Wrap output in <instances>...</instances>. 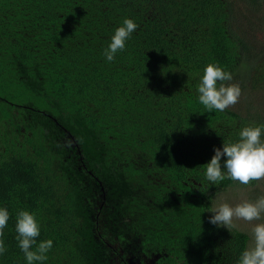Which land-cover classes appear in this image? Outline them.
<instances>
[{
	"label": "trees",
	"instance_id": "trees-1",
	"mask_svg": "<svg viewBox=\"0 0 264 264\" xmlns=\"http://www.w3.org/2000/svg\"><path fill=\"white\" fill-rule=\"evenodd\" d=\"M263 6L0 0V207L10 214L0 264H28L22 210L40 225L33 249L53 241L33 264H239L249 234L209 222L216 193L239 182L223 170L213 184L206 168L217 147L264 122L209 111L198 86L216 64L245 91L264 56ZM126 18L138 27L108 61Z\"/></svg>",
	"mask_w": 264,
	"mask_h": 264
},
{
	"label": "clouds",
	"instance_id": "clouds-1",
	"mask_svg": "<svg viewBox=\"0 0 264 264\" xmlns=\"http://www.w3.org/2000/svg\"><path fill=\"white\" fill-rule=\"evenodd\" d=\"M138 25L131 18H126L123 25L116 29L114 36L104 55L108 61L114 59L118 51L125 48V42L137 29ZM233 79L230 72L224 71L216 64H209L198 86L199 101L209 111L213 109L224 111L235 105L242 94L238 83L225 84L224 81ZM218 82L219 85H218ZM264 133V125L247 126L239 133L240 139L234 143H223V147H217L215 154L207 163L206 178L213 184L224 180L226 170L227 177L240 184L247 185L254 180H264V141L261 136ZM226 157V159H223ZM210 212L214 213L209 222L224 226L228 230L236 227L234 220L247 222L259 221L264 216V196L255 201L243 200L231 205L221 203ZM10 214L6 207H0V255L6 251L3 240L4 229L7 227ZM16 231L19 247L25 254L28 264L47 259L46 253L52 248L51 239L37 244L36 238L40 235V225L34 213L22 210L17 215ZM253 246L245 249L239 259V264H264V223H258L252 228Z\"/></svg>",
	"mask_w": 264,
	"mask_h": 264
},
{
	"label": "rangeland",
	"instance_id": "rangeland-1",
	"mask_svg": "<svg viewBox=\"0 0 264 264\" xmlns=\"http://www.w3.org/2000/svg\"><path fill=\"white\" fill-rule=\"evenodd\" d=\"M260 11L261 14L257 22L262 28L259 32L255 31V33H257V39L262 41L264 40V6ZM256 63L257 64L252 68L250 79L246 82L245 91L241 89L242 94L239 101L229 108L235 109L242 115H246L251 119L264 122V56ZM252 74L254 79H252ZM237 184V186L228 187L216 193L213 208L224 202L234 206L243 200L255 201L257 198L264 196V180H257L254 185ZM234 223L236 224V228L249 234V248L253 246L252 228L258 223H264V216H262L259 221L247 222L243 220H234Z\"/></svg>",
	"mask_w": 264,
	"mask_h": 264
}]
</instances>
